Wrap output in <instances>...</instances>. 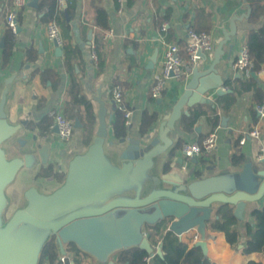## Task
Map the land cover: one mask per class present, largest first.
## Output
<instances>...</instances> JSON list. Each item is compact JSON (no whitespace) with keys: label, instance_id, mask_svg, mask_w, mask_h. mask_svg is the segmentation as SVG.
I'll list each match as a JSON object with an SVG mask.
<instances>
[{"label":"crops","instance_id":"crops-1","mask_svg":"<svg viewBox=\"0 0 264 264\" xmlns=\"http://www.w3.org/2000/svg\"><path fill=\"white\" fill-rule=\"evenodd\" d=\"M39 2L27 0L26 7L20 12V27L7 65H3L6 26L0 29V100H5L8 121L21 126L3 146L9 159H25V165L18 172L15 182L7 189L11 213L25 202L24 192L28 188L37 187L49 193L61 186L70 161L84 153L94 142L103 143L105 153L117 157L130 139H139L145 144L154 139L167 148L162 157L164 163L179 142H200L208 134L214 133L217 141L212 152L194 160L183 157L179 149L171 161L172 165H178L176 160H183V167L190 168L188 176L193 180H211L214 187L228 194L245 188L243 171L248 164L261 162L258 154L264 146V118L261 119L255 110L258 103L255 101V92L242 87L238 79L243 78L234 67L239 47L247 41L249 31L258 29L264 23V18L257 23L249 21L250 8L246 0H135L133 3L125 0L122 8L118 0H74L72 16L66 11L70 18L72 43L80 49L73 67L74 74L66 67L63 46L60 52L47 35L48 22L42 21ZM67 2L62 10L66 9ZM10 6L11 0H0V15L5 14ZM97 6H102L108 14L109 29L106 31L95 25ZM199 11L203 16L202 21L211 26L208 32L213 34L215 49L202 58L197 67L200 71H207L214 66V70L200 79V86L205 89L204 101L197 102L193 107L184 106L182 117L166 130L162 128L164 116L173 111L193 74L185 79L171 80L159 99L151 97L150 86L162 64L163 41L176 43L180 48L186 46L187 29L193 26ZM165 17L168 29L162 33L164 22L160 24V19ZM233 28L235 34L223 45V54L216 62L217 49ZM107 31H112V36L106 38ZM29 47L37 51L35 60L27 59ZM94 48L97 60L92 57ZM45 69L53 71L46 83L41 76V71ZM255 76L264 91V64ZM73 78L90 102L95 119L92 125L87 122L85 105L75 103L70 94ZM115 84L123 87L124 99L132 110L130 123L126 125L127 135L121 138L125 139L123 143L114 135L113 122L117 107L114 108L112 89ZM60 103L66 115L74 114L70 119L75 124V130L69 142L61 141L55 128L50 126L45 129L41 125L42 120L52 116V111ZM67 105L70 110L68 114ZM101 109L104 110L106 123L103 136L99 135ZM145 111L157 113L158 117L148 132L143 134L141 124ZM185 111H189L191 118L195 119L191 128L183 124ZM256 127L262 129L263 138H248L245 143H241V139ZM148 135L150 138L146 139ZM159 137L162 139L159 140ZM43 145H49L46 157L40 153ZM234 156L243 157L242 162L235 164ZM48 166H52L54 173L62 178L41 175ZM219 204L211 206L208 218H214ZM263 205L264 196L246 202L237 224L243 244L246 222L253 220L252 210ZM234 208L236 210V206ZM144 235L147 236L146 233ZM189 235H193L190 246L201 245L215 264H247L249 261L264 264V252H235L223 232L206 227L205 233L201 234L199 227L195 226L181 236ZM195 236L202 239L200 242L203 244L196 243ZM64 255L70 258L71 263L74 262L72 252L66 251ZM78 258L81 264H106L88 253H81ZM111 259L110 263H114L116 254Z\"/></svg>","mask_w":264,"mask_h":264},{"label":"water","instance_id":"water-1","mask_svg":"<svg viewBox=\"0 0 264 264\" xmlns=\"http://www.w3.org/2000/svg\"><path fill=\"white\" fill-rule=\"evenodd\" d=\"M233 30L225 35L219 45L216 62L223 54V45L235 34ZM213 70L214 66L207 71H200L198 67L194 69L193 77L185 85L173 111L164 116L163 129L173 127L174 122L182 117L184 106L193 107L197 102L204 101L205 89L200 86V79ZM4 103L2 98L0 264H39L43 248L52 237H55L61 254L66 253L65 244L74 242L84 252L99 259L104 250L118 241L117 234L110 233L112 228L116 231L127 228L125 238L128 237L132 247L137 246L153 255L154 246L148 237L130 226L139 218L136 215L145 218L155 213L156 222L171 217L169 229L180 236L195 226L204 234L205 220L209 219L207 214L214 203L236 206L235 215L239 218L247 201H256L264 196V161L256 165L248 164L242 174L245 188L228 194L214 187L211 180H193L188 176L190 168L183 167L181 159L176 160L178 165L170 162L167 166V161L162 163L167 148L154 139L149 144L130 139L117 157L107 155L103 143L94 142L84 153L70 161L61 186L49 193L37 187L28 188L24 192L25 202L6 220L4 215L10 200L7 189L15 182L18 172L25 165V159L7 157L3 144L21 126L8 121ZM103 112L101 109L99 114V135L102 136L106 128ZM184 114L189 115L190 112L185 111ZM149 138L150 135L146 136V139ZM121 142H125V139H121ZM47 150L49 145H43L40 153L46 157ZM161 253L158 247L157 254Z\"/></svg>","mask_w":264,"mask_h":264},{"label":"trees","instance_id":"trees-1","mask_svg":"<svg viewBox=\"0 0 264 264\" xmlns=\"http://www.w3.org/2000/svg\"><path fill=\"white\" fill-rule=\"evenodd\" d=\"M135 0H128L129 3H133ZM249 8V21L257 23L264 18V0H246ZM4 3V2H3ZM13 0H11V5ZM74 7V0H68L66 9L59 8L58 0H40L39 9L42 12V21L49 22L55 20L62 32L63 49L65 64L69 72L74 74V64L77 57L80 55L79 47L73 45L72 35L70 34V18L67 13L72 16V10ZM20 14V13H19ZM4 19V14L0 15ZM20 18V17H19ZM20 20V19H19ZM167 20V18L160 19V24ZM201 11L197 12L193 27L198 31H210V24L204 23ZM95 25L102 30L109 29V18L106 10L102 6L96 7ZM6 26V25H5ZM15 34L6 26L4 33V46H3V65H7L10 61L15 45ZM247 45L249 47L250 57L253 62V75L249 79H241L238 81L242 87L246 90L253 89L255 92V101L260 103L264 99V91L258 85V79L255 76L260 71L264 64V23L258 29L250 30L247 38ZM186 46L181 47L182 54L186 56ZM37 58V51L33 47L27 49V59L29 61ZM53 71L51 69H45L41 71L42 80L44 83L52 77ZM70 94L73 96L75 103L80 106L83 104L87 110L88 123L92 125L94 123V115L91 110L90 102L81 93L80 84L73 78L70 85ZM68 104V103H67ZM67 114L68 105H67ZM72 119V115H66ZM157 113H149L147 111L143 114L141 133L146 134L152 124L157 120ZM53 122L52 116H46L42 120V126L45 129H49ZM195 122L191 115H186L183 119V124L188 128H191ZM114 135L117 138H124L127 135V126L125 123L124 112L120 109L116 111V117L113 122ZM183 142H179L170 152L169 159L167 160V166L170 164L173 158H175L177 150L182 146ZM243 157H233L235 164L242 162ZM41 175H54L55 177L62 178L61 175L54 173L53 167L48 166L44 169ZM252 222H246V239L245 243L241 242L240 233L237 228L239 218L235 215V208L228 203H220L215 209L214 218L205 220V228H211L212 230L223 232L227 241L235 252H264V205L262 207L254 208L251 212ZM172 222L171 217H166L156 223H147L145 225V233L154 246L161 248V254H155L150 263L144 261L146 256H150L146 250L137 246H133L127 249L120 250L116 253V259L114 263L109 264H215L204 252L201 245H192L190 242L193 239V235L183 237L178 235L175 231L170 230ZM67 252L74 254L72 260L75 264H80L81 260L78 258L83 252L74 242H70L65 247ZM59 247L56 244L55 237H52L44 246L39 264H70V258H67V262L63 263L60 259ZM247 264H263L262 262L249 261Z\"/></svg>","mask_w":264,"mask_h":264},{"label":"built area","instance_id":"built-area-1","mask_svg":"<svg viewBox=\"0 0 264 264\" xmlns=\"http://www.w3.org/2000/svg\"><path fill=\"white\" fill-rule=\"evenodd\" d=\"M67 0H58L59 8H64V3ZM125 0H118L120 7L124 6ZM27 0H13V4L6 10L4 19L0 16V29L6 25L13 34H17L20 27L19 13L26 7ZM168 29V23L164 22L161 26V32L164 33ZM46 31L49 39L57 42L60 47L63 45L62 32L55 20H51L46 24ZM112 36V31L105 32V37ZM187 44L185 48L186 56L182 54V50L176 43H169L163 41V60L159 71L155 74L154 81L150 86V95L153 99H159L163 96L168 83L171 80L185 79L191 76L194 69L197 67L199 61L203 58L202 55L207 56L215 49V39L211 32L198 31L192 25L187 29ZM94 60L98 59L95 48L92 51ZM235 71L238 72L243 79H249L253 75V62L250 57L249 47L247 42L240 45L237 59L235 62ZM113 100L117 109L124 112L126 125L130 123L132 110L127 106L124 99V90L120 84H115L112 89ZM255 110L258 116L264 118V99L257 103ZM53 124L51 128H56L58 138L63 142L72 140L75 130L73 120L68 118L64 112L62 103L52 111ZM248 138H263V131L260 127H256L248 132L246 136L241 139V143H245ZM216 135L214 133L208 134L202 141H185L183 142L180 152L182 156L187 159H198L201 156L213 151L216 146ZM258 160L264 161V146L261 147L258 154ZM202 239L194 237V241L199 243ZM156 246L154 254L146 256L144 261L151 262L152 257L157 253ZM63 263L67 262L66 256H60ZM70 264H75L70 262ZM81 264V263H80Z\"/></svg>","mask_w":264,"mask_h":264},{"label":"rangeland","instance_id":"rangeland-1","mask_svg":"<svg viewBox=\"0 0 264 264\" xmlns=\"http://www.w3.org/2000/svg\"><path fill=\"white\" fill-rule=\"evenodd\" d=\"M10 215H11V210L8 207L6 212H5V215H4L5 219L8 218ZM136 216L139 217V218H137V220H135L134 223H131L130 226H131L132 229H134V230H136V231H138L139 233H142V234L145 233V225L147 223L156 222V218H157L156 217L157 214H155V213L151 214L150 216H145V218L141 217V215L140 216L136 215ZM126 232H127V228H125L124 231L121 230V229H117V231H116V230H114V228H112L110 230L111 234H117L118 241H116L115 243L111 244V246H109L108 249L104 250L102 252V254H100L99 259H98V261L100 263L104 262V263L107 264V263L111 262V260H112L111 258L118 251L132 247V243L128 239V237L125 238ZM120 236H121L122 239L120 238ZM83 259H84V257H83ZM84 260H87V259H84ZM82 263H87V262H82Z\"/></svg>","mask_w":264,"mask_h":264},{"label":"flooded vegetation","instance_id":"flooded-vegetation-1","mask_svg":"<svg viewBox=\"0 0 264 264\" xmlns=\"http://www.w3.org/2000/svg\"><path fill=\"white\" fill-rule=\"evenodd\" d=\"M9 217H10V216H9ZM9 217H8V218H9ZM8 218H6V220H7Z\"/></svg>","mask_w":264,"mask_h":264}]
</instances>
